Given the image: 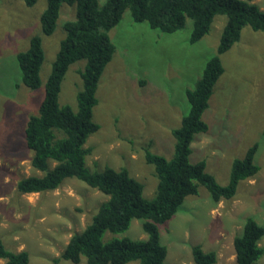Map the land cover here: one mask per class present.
Returning <instances> with one entry per match:
<instances>
[{
    "label": "rangeland",
    "instance_id": "rangeland-1",
    "mask_svg": "<svg viewBox=\"0 0 264 264\" xmlns=\"http://www.w3.org/2000/svg\"><path fill=\"white\" fill-rule=\"evenodd\" d=\"M251 2L264 10V0ZM25 4L24 0H0V234L7 248L29 252V264H86L84 259L78 263L56 259L108 195L75 177L55 190L19 193L16 188L20 178L43 173L30 163L31 151L23 136L25 120L38 111L53 60L66 36L65 16L72 12L70 7L75 8L63 4L54 32L46 35L40 30V14L47 1L38 0L33 7ZM226 20L225 15H217L210 32L192 43L190 18L183 28L165 32L135 21L125 11L110 29L115 51L97 88L93 118L100 128L85 144L91 148L86 156L88 168L127 167L143 182L146 196L155 192L157 177L153 165L146 162L145 151L172 157V129L189 110L186 90L195 86L208 58L217 54ZM38 33L43 34L45 51L42 86L30 89L22 83L17 53L28 48ZM221 58L225 70L203 113L209 129L196 134L191 161L206 158L217 181L227 183L231 161L258 144L254 161L261 169L254 178L242 181L230 199L213 201L204 187L186 199L176 216L161 227L162 241L168 247L167 264H196L190 246L197 243L217 251L216 264H235L233 238L242 232L247 216L264 227V30L245 26L239 41ZM85 63L77 60L67 70L61 105L77 110L76 94L83 87L78 70ZM127 235H144L141 220L131 224ZM112 237L107 231L103 239ZM259 243L264 248V236ZM0 264H5L2 258ZM259 264H264V254Z\"/></svg>",
    "mask_w": 264,
    "mask_h": 264
},
{
    "label": "trees",
    "instance_id": "trees-1",
    "mask_svg": "<svg viewBox=\"0 0 264 264\" xmlns=\"http://www.w3.org/2000/svg\"><path fill=\"white\" fill-rule=\"evenodd\" d=\"M33 7L38 0H24ZM40 14L41 31L54 32L63 4L75 6L63 22L66 36L52 63V70L44 85V97L38 111L25 120L24 142L33 167L43 171L17 181L19 193H36L59 188L67 178H78L102 191L108 197L83 230L74 232L61 258L86 264H167L168 247L162 241L161 227L182 208L187 198L199 194L203 187L213 201L232 198L241 181L255 177L261 167L254 156L258 144L251 146L242 158L231 163L229 180L221 184L209 170V161L201 158L191 161L192 143L196 134L207 132L208 122L203 113L225 67L221 55L239 41L242 29L250 26L264 30V10L253 0H46ZM129 10L135 21L146 22L152 28L175 32L192 19L190 42L195 43L207 35L217 15H225L217 54L208 58L201 77L193 88L186 90L189 110L181 123L172 129L174 149L168 158L146 149L145 158L153 165L157 177L155 192L144 194L143 182L131 175L127 167L105 166L91 170L86 156L91 148L85 146L89 136L100 128L93 118L98 102L97 88L102 72L111 60L115 45L110 29L117 25ZM65 14V11H64ZM38 20V14H36ZM39 24V22H38ZM42 33L34 34L26 49L17 53L22 83L30 89L42 86L41 67L45 58ZM86 60L78 70L83 87L78 90L77 110L61 105L59 96L64 76L70 65ZM19 86V85H17ZM145 195V196H144ZM176 216V215H175ZM134 219L141 220L146 238H134L127 232ZM113 237L105 241L104 234ZM126 234V235H125ZM264 227L247 216L242 232L233 238L235 264H259L264 248L259 241ZM191 254L196 264H216L218 253L206 250L202 244H192ZM0 258L5 264H29L27 250L6 247L0 234Z\"/></svg>",
    "mask_w": 264,
    "mask_h": 264
},
{
    "label": "crops",
    "instance_id": "crops-1",
    "mask_svg": "<svg viewBox=\"0 0 264 264\" xmlns=\"http://www.w3.org/2000/svg\"><path fill=\"white\" fill-rule=\"evenodd\" d=\"M232 162V161H231ZM214 173V172H213ZM217 178V177H216ZM254 178V177H253ZM218 180V179H217ZM219 181V180H218ZM245 181V180H244ZM221 183H225V182H221ZM242 183V181L240 182V184ZM55 190V189H54ZM135 220H138V219H134L133 220V222L135 221ZM132 222V223H133ZM80 231V230H79ZM146 236H147V234L144 232V235L142 236V237H138V238H146ZM162 237V236H161Z\"/></svg>",
    "mask_w": 264,
    "mask_h": 264
}]
</instances>
